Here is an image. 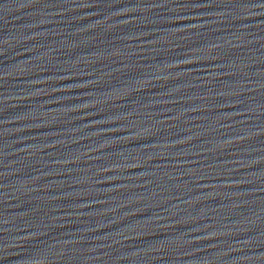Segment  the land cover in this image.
<instances>
[{
  "label": "water",
  "instance_id": "obj_1",
  "mask_svg": "<svg viewBox=\"0 0 264 264\" xmlns=\"http://www.w3.org/2000/svg\"><path fill=\"white\" fill-rule=\"evenodd\" d=\"M183 32L264 70V0H131Z\"/></svg>",
  "mask_w": 264,
  "mask_h": 264
}]
</instances>
